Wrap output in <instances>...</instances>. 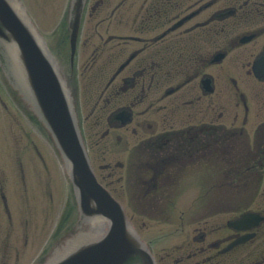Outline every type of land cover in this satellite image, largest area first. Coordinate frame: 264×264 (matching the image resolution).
Segmentation results:
<instances>
[{
	"label": "flooded vegetation",
	"instance_id": "1",
	"mask_svg": "<svg viewBox=\"0 0 264 264\" xmlns=\"http://www.w3.org/2000/svg\"><path fill=\"white\" fill-rule=\"evenodd\" d=\"M70 56L98 180L174 225L141 234L157 264H264V0H88Z\"/></svg>",
	"mask_w": 264,
	"mask_h": 264
},
{
	"label": "water",
	"instance_id": "2",
	"mask_svg": "<svg viewBox=\"0 0 264 264\" xmlns=\"http://www.w3.org/2000/svg\"><path fill=\"white\" fill-rule=\"evenodd\" d=\"M86 1L72 0V55ZM0 68L54 137L77 203L75 233L58 241L43 264H155L123 207L96 181L78 132L71 91L19 0H0ZM96 224L103 225L95 230Z\"/></svg>",
	"mask_w": 264,
	"mask_h": 264
},
{
	"label": "rangeland",
	"instance_id": "3",
	"mask_svg": "<svg viewBox=\"0 0 264 264\" xmlns=\"http://www.w3.org/2000/svg\"><path fill=\"white\" fill-rule=\"evenodd\" d=\"M21 1L48 41L57 33L53 48L63 58L67 50L59 40V33L68 12L69 0ZM15 98L7 87L6 124L0 132V140L7 142L1 143L2 151L6 145V160L0 154V164L5 171L1 170L6 179L5 194L11 218L7 215L6 219L0 218V264H34L46 255L56 241L63 243L67 236L75 233L78 214L64 157L56 145L43 143L41 136L46 137L36 123L34 113ZM32 144L42 151L43 158L36 159ZM114 186H118L117 183ZM119 200L128 216L134 217L140 234L145 232L150 239L174 231V225H161L160 219L154 220L147 214L139 215L131 211L126 196ZM179 208L186 207H182L181 203ZM178 215L180 212H173L176 218ZM143 222L147 225L143 226Z\"/></svg>",
	"mask_w": 264,
	"mask_h": 264
},
{
	"label": "bare ground",
	"instance_id": "4",
	"mask_svg": "<svg viewBox=\"0 0 264 264\" xmlns=\"http://www.w3.org/2000/svg\"><path fill=\"white\" fill-rule=\"evenodd\" d=\"M103 224H96L95 226V230H98L99 228H101V226H102Z\"/></svg>",
	"mask_w": 264,
	"mask_h": 264
}]
</instances>
